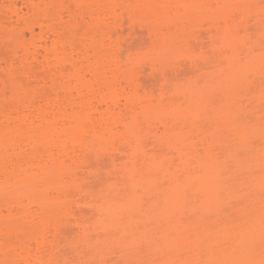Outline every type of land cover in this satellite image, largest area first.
I'll return each instance as SVG.
<instances>
[{
    "label": "bare ground",
    "instance_id": "1",
    "mask_svg": "<svg viewBox=\"0 0 264 264\" xmlns=\"http://www.w3.org/2000/svg\"><path fill=\"white\" fill-rule=\"evenodd\" d=\"M1 48L0 264H264V0H0Z\"/></svg>",
    "mask_w": 264,
    "mask_h": 264
},
{
    "label": "rangeland",
    "instance_id": "2",
    "mask_svg": "<svg viewBox=\"0 0 264 264\" xmlns=\"http://www.w3.org/2000/svg\"><path fill=\"white\" fill-rule=\"evenodd\" d=\"M127 27V26H126ZM128 28V27H127ZM2 51V52H1ZM1 51H0V54H5L7 51H6V49L4 48V50H3V48H1ZM6 55V54H5ZM4 55V56H5ZM172 63V62H171ZM166 70H168V71H170V72H172L173 70H174V67H168ZM141 78L143 79V80H145V81H152L153 80V78H152V76H151V74L149 73V72H147V73H144V74H142V76H141ZM156 88H158V87H156ZM104 173V172H103ZM104 176L106 177V175L104 174ZM101 178H98L97 180H100ZM95 181V182H94ZM101 181V180H100ZM97 183H99V185H101L100 184V182L99 181H96V180H93L92 181V183H91V185H94V186H96V184ZM90 185V188H89V191H90V189H91V191H94L95 192V190L96 189H98L97 187L99 186L98 184H97V187L94 189V187L93 186H91ZM92 187H93V190H92ZM88 189V188H87ZM99 189H101V186H100V188ZM97 191V193H98V190H96Z\"/></svg>",
    "mask_w": 264,
    "mask_h": 264
}]
</instances>
